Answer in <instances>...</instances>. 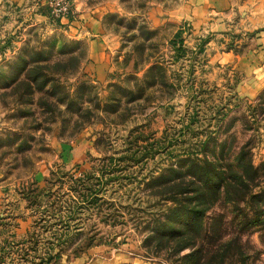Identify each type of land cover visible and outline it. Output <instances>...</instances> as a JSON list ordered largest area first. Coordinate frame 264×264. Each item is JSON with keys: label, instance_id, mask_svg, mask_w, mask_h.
<instances>
[{"label": "rangeland", "instance_id": "obj_1", "mask_svg": "<svg viewBox=\"0 0 264 264\" xmlns=\"http://www.w3.org/2000/svg\"><path fill=\"white\" fill-rule=\"evenodd\" d=\"M263 64L264 0H0V264H264ZM205 154L252 182L189 241L166 172Z\"/></svg>", "mask_w": 264, "mask_h": 264}, {"label": "trees", "instance_id": "obj_2", "mask_svg": "<svg viewBox=\"0 0 264 264\" xmlns=\"http://www.w3.org/2000/svg\"><path fill=\"white\" fill-rule=\"evenodd\" d=\"M222 160L221 158L220 161ZM182 162L184 167L179 166V170L170 168L166 172L170 178L165 189L171 194L167 200L174 205L169 211L171 217L167 220L171 224H178V228H181L176 231L178 236L191 241L202 233L203 240H206L212 228V223H205L208 218L205 214L213 205L211 201L218 198L221 189L229 188V182H233L230 185L231 189H238L240 193L247 190L252 179L244 175L245 169L252 170L253 167L251 163H245V156L239 155L237 167L243 171V175L237 178L228 175L226 178L224 166L219 161L209 159L207 154L204 155V160L185 158ZM226 169L229 170V165ZM209 218L212 222L215 220L214 217ZM186 246L185 249H188L192 245Z\"/></svg>", "mask_w": 264, "mask_h": 264}, {"label": "built area", "instance_id": "obj_3", "mask_svg": "<svg viewBox=\"0 0 264 264\" xmlns=\"http://www.w3.org/2000/svg\"><path fill=\"white\" fill-rule=\"evenodd\" d=\"M55 19H68L73 14L74 0H45Z\"/></svg>", "mask_w": 264, "mask_h": 264}, {"label": "crops", "instance_id": "obj_4", "mask_svg": "<svg viewBox=\"0 0 264 264\" xmlns=\"http://www.w3.org/2000/svg\"><path fill=\"white\" fill-rule=\"evenodd\" d=\"M8 1H10V3L12 4V2H15V3H18V4H23L24 3V1L25 0H8ZM12 1V2H11ZM19 6V5H18ZM93 27V33H94V35H98L99 33H101V31H99V30H97V28H99L100 29V27L99 26H95V25H92ZM101 30V29H100ZM91 36V35H90ZM98 39L97 40H95V41H93V43H95V42H98V41H100L101 40V38H102V36H98L97 37ZM261 71H263L264 72V64H263V66L261 67V69H260Z\"/></svg>", "mask_w": 264, "mask_h": 264}]
</instances>
